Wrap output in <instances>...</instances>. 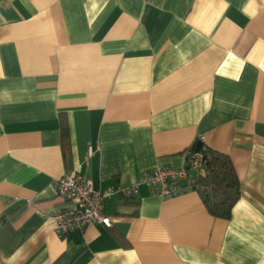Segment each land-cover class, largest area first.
Masks as SVG:
<instances>
[{
    "label": "crops",
    "instance_id": "crops-1",
    "mask_svg": "<svg viewBox=\"0 0 264 264\" xmlns=\"http://www.w3.org/2000/svg\"><path fill=\"white\" fill-rule=\"evenodd\" d=\"M201 137L242 183L230 219L197 168L54 231L58 178L127 188ZM0 264H264V0H0Z\"/></svg>",
    "mask_w": 264,
    "mask_h": 264
},
{
    "label": "built area",
    "instance_id": "built-area-1",
    "mask_svg": "<svg viewBox=\"0 0 264 264\" xmlns=\"http://www.w3.org/2000/svg\"><path fill=\"white\" fill-rule=\"evenodd\" d=\"M202 164V153H191L189 163L180 169L155 167L144 172L138 184L127 188L111 187L103 191L95 189L93 183L83 175L70 173L58 178L54 182L58 195L73 202L75 206L63 208L56 213L54 231L60 237H68L91 223L112 227L113 218L105 211L106 200L112 195L120 193L127 198L135 197L139 193V185L142 184L155 189L165 199L176 197L183 190V180L190 176V170L201 168Z\"/></svg>",
    "mask_w": 264,
    "mask_h": 264
},
{
    "label": "trees",
    "instance_id": "trees-1",
    "mask_svg": "<svg viewBox=\"0 0 264 264\" xmlns=\"http://www.w3.org/2000/svg\"><path fill=\"white\" fill-rule=\"evenodd\" d=\"M190 150L203 155V164L194 186L207 210L216 217L230 219L243 192L231 158L208 148L200 138L196 139Z\"/></svg>",
    "mask_w": 264,
    "mask_h": 264
}]
</instances>
